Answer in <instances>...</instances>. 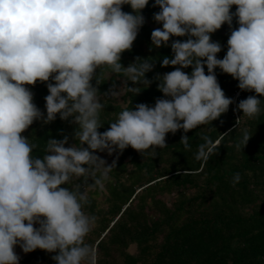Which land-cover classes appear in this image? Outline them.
<instances>
[{"label":"clouds","instance_id":"obj_1","mask_svg":"<svg viewBox=\"0 0 264 264\" xmlns=\"http://www.w3.org/2000/svg\"><path fill=\"white\" fill-rule=\"evenodd\" d=\"M124 4L135 14L123 12ZM147 4L148 0H0V264H18L16 245L25 253L37 248L55 252L56 264H97L96 248L85 239L96 219L84 211L89 203L85 186L102 187L116 161L106 164L95 152L112 154L131 146L142 156H155L157 148L167 146V133H187L210 124L233 103L218 84L217 67L238 80L239 89L264 96V0H154L160 11L153 19L162 28L151 32L152 45L166 46L173 36L188 37L172 41L173 58L162 60L161 66L180 67L157 75L164 98H157L154 106L124 108L107 130L98 132L104 103L91 81L101 83V70L124 81L118 90L113 83L105 96L140 91L128 87L127 81L151 83L145 79L153 66L148 60L137 57L127 67L120 63L121 53L131 49L144 23L140 10ZM233 17L239 26L231 30L227 52L218 59L221 45L210 34L224 23L231 28ZM188 66L191 75L181 70ZM50 78L54 83L46 84L44 115L25 85ZM261 102L252 95L236 107L253 119L261 113ZM57 113L61 120L71 117L78 143L65 147L67 136L48 139L45 155L34 157L37 145L21 133L34 120L54 121ZM225 134L215 142L202 135L195 159L207 163ZM250 136L244 129L236 148L241 150ZM180 142L190 150L187 135ZM81 178L82 183H74ZM239 180L236 173L233 184ZM69 184L71 188L61 187Z\"/></svg>","mask_w":264,"mask_h":264},{"label":"trees","instance_id":"obj_2","mask_svg":"<svg viewBox=\"0 0 264 264\" xmlns=\"http://www.w3.org/2000/svg\"><path fill=\"white\" fill-rule=\"evenodd\" d=\"M153 5L154 0H148L140 10L144 23L131 49L123 51L120 57L125 67L137 57L148 60L153 66L145 73V79L151 83L144 86L127 81L128 87L137 86L140 91L136 94L122 91L121 99L117 100L104 93L113 83L117 86L114 90L123 87V78L114 74L109 77L107 69L101 70V83L97 85L95 78L91 81L104 103L100 114L103 123L98 132L107 130L110 121L124 108L134 110L139 103L154 106L157 98H164L157 88V75L180 67L161 66L162 60L173 58L172 41L183 42L188 37L173 36L166 46L152 45L151 32L162 28L153 19L160 8ZM121 10L135 14L128 4L122 5ZM230 12H235L233 6ZM238 26L233 17L231 28L224 23L210 34L211 40L221 45V51L216 53L218 59L226 54L230 32ZM181 70L191 75L192 66ZM204 71L207 74L206 65ZM214 73L225 97L233 100L225 113L187 133L182 130L167 133V146L157 148L155 156H142L131 146L127 147L118 152L116 167L102 187L85 186L89 203L84 211L96 218L85 239L96 248L97 264H264V96L239 89L238 80L219 67ZM47 83L54 81L50 78L48 82L25 85L33 93L32 102L44 115ZM252 95L262 101L261 113L249 119L236 106ZM70 120L71 117L61 120L59 113L49 123L34 120L21 133L37 145L32 155L42 158L46 142L52 138L60 140L67 136L65 147L77 144L73 138L77 126ZM244 129L251 136L238 150L235 145L242 139ZM225 132L217 153L207 163L195 159L198 145L204 142L202 135L215 142ZM182 135L188 136L190 150L180 142ZM236 173L240 180L233 184ZM82 179L74 183H82ZM92 182L89 177L87 183ZM61 187L71 188V185ZM164 196L171 199L168 201ZM131 245L134 251L129 250ZM54 255L55 252L37 248L26 253L18 264H56Z\"/></svg>","mask_w":264,"mask_h":264},{"label":"rangeland","instance_id":"obj_3","mask_svg":"<svg viewBox=\"0 0 264 264\" xmlns=\"http://www.w3.org/2000/svg\"><path fill=\"white\" fill-rule=\"evenodd\" d=\"M117 98V100H120L121 98H120V95L119 96H117L116 97ZM68 146H71V145H68ZM67 146V147H68ZM102 159H104L105 160V162H106V164H111L112 163V161L114 160V159H117V155H118V152L117 151H114L112 154H108L107 153V151H97L96 152ZM164 199H166V200H170L171 198L170 197H168V196H164L163 197ZM39 225L38 224H36V225H34V227H38ZM134 249H135V247H134V245H131L130 247H129V250H131V251H134ZM14 252L17 254V256L19 257V261H20V259L26 254L25 252H23V250L21 249V247L19 246V245H16V246H14Z\"/></svg>","mask_w":264,"mask_h":264},{"label":"built area","instance_id":"obj_4","mask_svg":"<svg viewBox=\"0 0 264 264\" xmlns=\"http://www.w3.org/2000/svg\"><path fill=\"white\" fill-rule=\"evenodd\" d=\"M234 7V10H236V6L235 5H232Z\"/></svg>","mask_w":264,"mask_h":264}]
</instances>
